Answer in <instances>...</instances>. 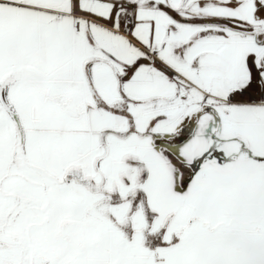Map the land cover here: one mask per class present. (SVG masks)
Masks as SVG:
<instances>
[{
	"label": "snow or ice",
	"instance_id": "1",
	"mask_svg": "<svg viewBox=\"0 0 264 264\" xmlns=\"http://www.w3.org/2000/svg\"><path fill=\"white\" fill-rule=\"evenodd\" d=\"M0 264H264V0H0Z\"/></svg>",
	"mask_w": 264,
	"mask_h": 264
}]
</instances>
